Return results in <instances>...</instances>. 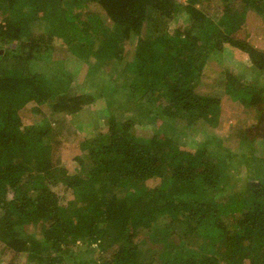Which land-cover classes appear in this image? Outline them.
I'll use <instances>...</instances> for the list:
<instances>
[{"label": "trees", "instance_id": "trees-1", "mask_svg": "<svg viewBox=\"0 0 264 264\" xmlns=\"http://www.w3.org/2000/svg\"><path fill=\"white\" fill-rule=\"evenodd\" d=\"M209 2L0 0V251L25 264H264V87L225 82L257 113L239 157L213 138L192 149L181 138L218 121L219 100L196 90L212 53L239 50L264 73V38L241 34L264 0H217L216 20ZM57 39L72 73L51 60ZM73 80L86 91L71 94ZM102 99L101 128L81 132L69 173L43 107L77 115ZM232 158L246 169L242 189Z\"/></svg>", "mask_w": 264, "mask_h": 264}, {"label": "rangeland", "instance_id": "rangeland-1", "mask_svg": "<svg viewBox=\"0 0 264 264\" xmlns=\"http://www.w3.org/2000/svg\"><path fill=\"white\" fill-rule=\"evenodd\" d=\"M185 1V0H183ZM217 0H211L207 4V8L213 19H217L218 7ZM201 7V5L199 6ZM217 10V11H216ZM189 15H183L180 20L185 24ZM174 25V23L172 24ZM243 34L247 39L251 38L253 41L256 37H263L264 34V13L256 14L253 8L247 11L246 23L243 26ZM249 35L253 37H249ZM61 39H57L54 42V50L51 53V60H65L63 68L69 72H74V64L76 62L75 57L66 53L67 50L59 52L61 49ZM134 43L126 45V49L130 50L127 58L130 57L134 49ZM262 49H264V44L260 43ZM92 59V58H91ZM77 64V62H76ZM61 66V67H62ZM77 66V65H76ZM82 72L85 71L84 68H78ZM84 73V72H83ZM231 74L234 77H245L246 80H251L255 78L258 79L257 85L264 87V73L260 74L253 69L249 57L246 53H243L236 49H226L222 53H212L208 58V63L204 68L203 75L196 87L198 93L212 96L219 100L220 112L218 115V121L214 124H200L199 130H193L192 128L186 129L188 135L182 136V141H187L189 148H196L200 146L204 141L212 139L210 144H221L228 149L232 154L238 155L245 153V147L242 146L239 142L242 132L249 126H253L257 123L256 111L252 108L246 110L243 105L237 101H233L230 95L225 91V82L228 75ZM254 80V81H255ZM69 92L71 94H80L86 91L87 87H81L75 80L70 83ZM48 105H44L43 109L46 117L50 119L52 123V128H54V140L53 145L55 160L59 161V166L67 169L69 173H73L79 163L74 159L76 156H81L85 150H82L80 141L83 137L80 135L84 129L94 128V131H97L101 128L100 121H104L103 117L98 119V114L106 110L105 104L102 100H96L89 106H86L84 109L79 111L77 115L75 114H61L57 115L51 110H49ZM126 115H131V113H125ZM42 116H38V119H41ZM96 119V120H95ZM98 119V125L96 121ZM95 125L93 126L92 124ZM89 128V129H90ZM178 130L184 129V127H177ZM147 129H151L149 126ZM146 129V130H147ZM199 132V134H197ZM186 145V143H185ZM186 147V146H185ZM247 147V146H246ZM83 156V155H82ZM237 158H232L230 160L231 172L235 173V181L237 183V188L242 189L244 185L248 182L247 173L245 166L243 164L239 165L236 163ZM237 164L239 167H237ZM230 170V169H229ZM230 171L226 173L230 174ZM228 176V175H227ZM149 185H154L149 181ZM61 192V191H60ZM62 195H65V192H62ZM66 198H68L66 196ZM32 228V227H30ZM152 230V229H151ZM147 232L146 236L151 232ZM192 240V239H191ZM148 242L152 244H157L163 246V241L159 239L158 241H152L151 237L148 238ZM3 246V245H2ZM0 249H6L0 247ZM157 250L161 251L162 248L158 247ZM4 251V250H3ZM0 251V264H7L10 260H14V264H25V255L21 253L8 252L4 253Z\"/></svg>", "mask_w": 264, "mask_h": 264}]
</instances>
